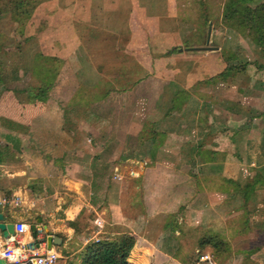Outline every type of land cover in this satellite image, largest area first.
<instances>
[{
    "label": "rangeland",
    "instance_id": "obj_1",
    "mask_svg": "<svg viewBox=\"0 0 264 264\" xmlns=\"http://www.w3.org/2000/svg\"><path fill=\"white\" fill-rule=\"evenodd\" d=\"M136 1L0 0V92L10 101L25 102L29 87L39 84L41 73L36 68L41 62L39 58L43 55L62 59L60 67L56 65V75L50 77L51 114L58 117L59 112L53 106L61 102L69 104L67 112L73 118L79 114L85 116L89 109L100 117H107L115 137L113 163L125 173L129 185L150 182L156 184L157 190H167L171 182L168 172H148V168L151 165L168 167L175 160L178 149L163 146L154 151V136L166 138L168 135L167 139L171 140L172 133L187 123L183 115L199 117L205 112L201 104L209 105L216 99L226 107L221 121L227 128L237 125L238 120L245 125L251 121L247 115L251 111H243L247 105L256 101L254 106L263 108L264 6H261L264 0H138L137 8L138 5L147 6L150 14L137 16L133 14ZM252 9L260 16L251 24L242 22L239 25ZM155 12L165 16L163 20L161 16L160 22L164 24L160 31L155 30L158 23L151 18ZM209 25L210 40L206 44ZM169 28H178L184 36L172 33L168 37L166 30ZM122 38H126L124 42ZM203 46L217 49H188ZM179 48L182 50L178 51ZM176 52H183V55L178 53L177 58L167 55ZM242 64H246V74L228 69ZM206 65H209L208 73ZM197 76L203 80H197ZM181 86L187 89L192 86L194 90L186 93L183 89L181 98L185 103L178 111L182 118L177 125V122L166 121L162 114L176 112L173 108L168 110V105L173 102L172 88L175 91ZM142 89L146 93H142ZM246 89L251 90L247 92ZM253 89L260 92L253 94ZM240 94L242 104L234 100L236 96L240 98ZM140 100L147 103V108L138 109ZM162 103L165 111L160 107ZM211 112L223 119V113ZM155 119H161V122L154 125ZM144 120L146 124L138 133ZM129 126L131 133H127ZM191 128L192 142L199 141L203 132L193 129V125ZM196 143L191 144L195 146ZM210 159L218 160L216 156ZM192 162L193 159L179 160L177 165L184 164L189 168L188 174L197 189L195 173H200L198 169L202 164ZM124 166L128 173L124 172ZM139 166L140 173L135 174L134 170ZM181 175L177 178H184ZM252 190L248 188V193ZM201 218L204 219L201 221ZM211 218L214 217H151L147 228L156 231L165 221V229L180 232L176 237L181 240L183 249L177 256L183 257V264H195L199 242L210 236H216L228 245L220 251L211 245L199 247L203 249L202 253H208L214 264H259L257 258L264 264L263 236L253 235L252 238L250 231H244L238 222L224 230L218 221L211 222L214 221ZM169 230L164 233L168 238ZM92 235L88 231L81 238H71L67 247L59 252L62 257L58 264H81L82 252L92 241Z\"/></svg>",
    "mask_w": 264,
    "mask_h": 264
},
{
    "label": "crops",
    "instance_id": "obj_2",
    "mask_svg": "<svg viewBox=\"0 0 264 264\" xmlns=\"http://www.w3.org/2000/svg\"><path fill=\"white\" fill-rule=\"evenodd\" d=\"M138 2L133 7V14H150L147 6L138 5L137 8ZM152 15L153 22L158 23L155 30L160 31L164 24L160 19L165 16L156 12ZM166 31L168 37L172 33L184 36L178 28ZM122 39L124 42L126 38ZM183 52L181 54L186 50ZM178 53L167 55L177 58ZM206 72H209V65H206ZM250 79L253 80L251 76ZM197 80H203V77L197 76ZM190 87L181 86L175 91L172 88L174 97L168 110L173 108L172 111L176 112L163 113L166 121L180 125L182 113L178 114V111L185 103L181 96L183 89L187 90L186 93L193 89ZM253 90V94L260 92ZM141 92L146 93L144 89ZM3 94L0 92V200L7 202L0 204V212L6 222H24L28 229L19 235L15 231L7 237L0 235V251L10 237L19 239L26 250H32L31 243H37L47 235H56L63 244L51 249L61 252L71 238H81L88 231L93 233V239L98 235L118 234L124 229L136 236L128 258L134 264L185 263L181 261L182 256H177L183 249L181 240L176 237L180 232L165 229V221L157 226L156 231L147 228L151 217H214L211 222L218 221L224 230L238 222L244 231H250L252 238L253 235L264 237V104L258 109L254 100V107L247 105L243 110L251 111L247 112L251 121L245 125L238 120L237 125L227 128L221 121L226 107L216 99L209 105L201 104L205 112L203 115L198 113L199 117L183 115L187 123L172 133L171 140L167 139L168 135L166 138L154 136V151L163 146L178 149L175 160L168 167L151 165L148 168V172L161 170L160 174L168 172L171 176L168 189L157 190L156 184L150 182L130 186L125 173L113 163L115 137L113 125L107 117H100L89 109L85 116L79 114L73 118L67 112L69 104L57 102L53 106L59 112L56 118L51 114L50 94L45 101L31 102L27 97L22 103L16 99L10 101ZM237 97L235 102L242 104L241 94L240 98ZM138 104H141L139 110L147 108L145 101L140 100ZM153 107L159 108L157 105ZM160 107L165 111L163 103ZM211 111L223 113V119L215 117ZM160 120L155 119L154 125ZM141 123L138 133L146 120ZM192 125L193 129L203 132L200 143H196L198 140L192 142ZM130 127L127 133L132 132ZM212 132L214 136L210 135ZM214 156L218 160L210 159ZM205 158L207 160H203ZM186 159L202 164L198 169L200 173H195L197 189L190 179L189 168L184 164L177 165L179 160ZM139 170L140 166L134 170L135 174H139ZM124 172L128 173L126 167ZM181 174L184 178L178 179ZM255 177L258 182L253 184ZM248 188L253 189L250 194ZM97 221L101 222L99 226ZM31 225H35L36 230H32ZM166 230L171 233L169 238L165 236ZM33 232H36L35 237ZM43 248H47L45 240L36 249L41 251ZM262 249L264 251V246ZM257 260L262 264L260 259Z\"/></svg>",
    "mask_w": 264,
    "mask_h": 264
},
{
    "label": "trees",
    "instance_id": "obj_3",
    "mask_svg": "<svg viewBox=\"0 0 264 264\" xmlns=\"http://www.w3.org/2000/svg\"><path fill=\"white\" fill-rule=\"evenodd\" d=\"M262 5L261 7H263ZM22 12H26L23 10ZM258 15V11L252 9L249 10V14L242 19L238 24L242 25L243 23H249L256 20ZM41 62L37 64V69L39 73V84L35 86H30V90L28 91V101L35 102V101H45L49 96V91L51 84L50 77L56 75L57 66L60 67V62L62 59L53 58L51 56L43 57V55L39 58ZM58 62V64H56ZM259 68L263 69V66ZM229 70H233L240 73H247L246 64L242 65H235L229 66ZM256 72V71H255ZM254 72V73H255ZM258 178H253V184L258 182ZM252 184V183H251ZM70 224V223H69ZM32 235L35 237L36 232H33ZM98 241H95L93 238L92 241H89L86 246L85 250L82 252L81 257V264H134L131 262L129 258L130 251L132 250L135 242L136 236L128 232L127 230L122 229L121 232L114 235H98ZM64 240V238H63ZM212 242V243H211ZM226 242L217 238L216 236H210L209 238L201 239L199 242V247H204L207 245H211L214 248L220 250L227 249L228 245L225 244ZM63 242L61 243V245ZM198 247V252L202 253L203 249ZM199 253H197L196 258L198 257Z\"/></svg>",
    "mask_w": 264,
    "mask_h": 264
},
{
    "label": "built area",
    "instance_id": "obj_4",
    "mask_svg": "<svg viewBox=\"0 0 264 264\" xmlns=\"http://www.w3.org/2000/svg\"><path fill=\"white\" fill-rule=\"evenodd\" d=\"M6 202V200H0V204H5ZM100 223V221L96 222L98 226ZM27 229L28 225L24 222H16L14 224L16 235L25 232ZM94 239L98 241L97 237H94ZM196 253H199L198 250H196ZM0 258L4 260L3 264H58L60 254L56 250L47 248H43L41 251L36 248L26 250L24 244L19 239L10 237L0 251ZM205 261L214 264L206 252L199 253L195 264H200V262Z\"/></svg>",
    "mask_w": 264,
    "mask_h": 264
},
{
    "label": "water",
    "instance_id": "obj_5",
    "mask_svg": "<svg viewBox=\"0 0 264 264\" xmlns=\"http://www.w3.org/2000/svg\"><path fill=\"white\" fill-rule=\"evenodd\" d=\"M210 33H211V25H209L208 30H207V35H206V44L209 43L210 40ZM190 50L193 49H217V47H211V46H203V47H190L188 48ZM179 50L181 51L182 49L179 48ZM32 230H36V226L35 225H31ZM14 233V224L11 222H6L3 214L0 212V235L2 237H7L9 234H13ZM45 240L46 246L48 249H51L52 246H60L61 245V238L59 236L56 235H47L44 238H40L38 239L37 243H31L32 248H37L39 247V244L41 242H43ZM3 261H0V264H3Z\"/></svg>",
    "mask_w": 264,
    "mask_h": 264
}]
</instances>
